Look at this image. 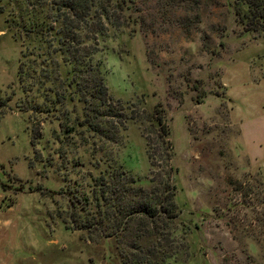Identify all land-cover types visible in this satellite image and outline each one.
I'll return each instance as SVG.
<instances>
[{
  "label": "rangeland",
  "instance_id": "1",
  "mask_svg": "<svg viewBox=\"0 0 264 264\" xmlns=\"http://www.w3.org/2000/svg\"><path fill=\"white\" fill-rule=\"evenodd\" d=\"M117 1L109 8L119 24L101 16L86 41L127 115L111 142L81 124L83 103L56 50L55 4L0 0V264H127L124 241L80 224L107 206L100 174L123 169L151 186L141 122L156 129V105L178 212L177 251L159 264H264V30H245L227 0Z\"/></svg>",
  "mask_w": 264,
  "mask_h": 264
},
{
  "label": "trees",
  "instance_id": "2",
  "mask_svg": "<svg viewBox=\"0 0 264 264\" xmlns=\"http://www.w3.org/2000/svg\"><path fill=\"white\" fill-rule=\"evenodd\" d=\"M49 1L56 6V19L61 20V26L56 29L59 34L56 50L61 53L62 61L70 65V83L75 85L83 103L81 124H85L87 129L106 140L117 142L119 129L125 128L127 115L120 100L114 99L108 93L98 64L92 62V55L97 47L86 41L93 39L94 34L103 28L101 16L106 21L112 19L118 24L120 17L115 14L114 9L109 8L111 0ZM124 1L119 0L113 6H119ZM227 3L232 6L237 21L245 30H264V0H227ZM91 10L96 20H91ZM17 72L22 83L25 72L22 62H19ZM141 113L142 111L137 113V117L142 118ZM145 117L144 115L143 119ZM152 117L156 129H151V123L145 125L141 122V131L146 139V153L151 165V186L147 188L135 185L134 177L123 169L114 168L107 177L100 174L96 178L97 185L103 203L107 206L103 210L98 208L97 217L80 224V228L89 232L96 228L104 236H114L118 243L124 241L125 247H119V253L127 264H159L177 251L173 248L177 242L170 237V229L178 217L173 199V167L170 163L173 146L168 138L169 126L160 105L154 107ZM33 130V137H39V129ZM97 206L100 207V204ZM110 215L114 222L105 231V218ZM151 237L154 238L152 243L141 245V240ZM89 239L94 240L92 235Z\"/></svg>",
  "mask_w": 264,
  "mask_h": 264
},
{
  "label": "crops",
  "instance_id": "3",
  "mask_svg": "<svg viewBox=\"0 0 264 264\" xmlns=\"http://www.w3.org/2000/svg\"><path fill=\"white\" fill-rule=\"evenodd\" d=\"M256 144L260 146V143H256ZM241 151L243 152V154H244L249 160L252 161L251 163H254L253 161L258 162V159H261V158H259V157H254V156H252L251 154H249V153L247 152V149H241ZM255 169H257V168L255 167ZM260 169H261V167H260Z\"/></svg>",
  "mask_w": 264,
  "mask_h": 264
}]
</instances>
